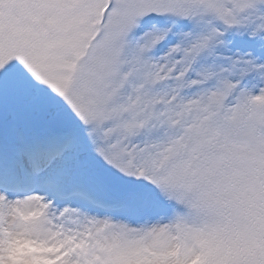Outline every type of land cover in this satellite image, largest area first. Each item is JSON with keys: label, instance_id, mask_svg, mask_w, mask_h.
Returning <instances> with one entry per match:
<instances>
[{"label": "snow or ice", "instance_id": "snow-or-ice-1", "mask_svg": "<svg viewBox=\"0 0 264 264\" xmlns=\"http://www.w3.org/2000/svg\"><path fill=\"white\" fill-rule=\"evenodd\" d=\"M0 264H264V0H0Z\"/></svg>", "mask_w": 264, "mask_h": 264}]
</instances>
